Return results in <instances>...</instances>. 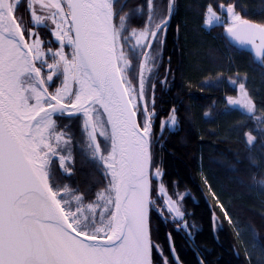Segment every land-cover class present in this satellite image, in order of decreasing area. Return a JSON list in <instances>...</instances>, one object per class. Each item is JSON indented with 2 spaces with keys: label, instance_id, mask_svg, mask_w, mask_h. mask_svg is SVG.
Masks as SVG:
<instances>
[{
  "label": "trees",
  "instance_id": "trees-1",
  "mask_svg": "<svg viewBox=\"0 0 264 264\" xmlns=\"http://www.w3.org/2000/svg\"><path fill=\"white\" fill-rule=\"evenodd\" d=\"M164 5L165 0L117 4L114 12L123 21L118 26L123 44L129 46L130 30L145 28ZM225 6H232L242 20L264 26V0H175L172 20L154 42L153 48L161 39L149 83L156 111L152 168L160 170L170 194H189L185 210L198 230L192 241L187 239L205 264H264V57L257 62L253 55L232 46L224 25L204 26L209 8L221 14ZM17 19L24 26L29 23L26 12L17 13ZM40 32L43 47L49 50L50 34L44 29ZM127 54L134 67L135 51L129 47ZM60 81L61 77L56 85ZM243 94L250 99L252 112L244 110L238 100ZM173 115L176 128L162 130V120ZM73 160L69 173L60 175L62 183L91 199L93 192L89 195L88 191L107 179L103 168L79 159L77 152ZM151 186L152 232L165 243L166 228L155 210V179ZM214 216L220 221L217 233ZM171 233L185 253L184 263L199 264L189 251L188 240L173 229Z\"/></svg>",
  "mask_w": 264,
  "mask_h": 264
},
{
  "label": "rangeland",
  "instance_id": "rangeland-1",
  "mask_svg": "<svg viewBox=\"0 0 264 264\" xmlns=\"http://www.w3.org/2000/svg\"><path fill=\"white\" fill-rule=\"evenodd\" d=\"M10 1L14 15L16 8L22 0ZM44 1L50 5H48L47 8L44 7L45 9L40 8L37 4L35 5L34 0H28V8L31 14L32 23L36 26H47L56 38H63L72 49L71 57L67 55L64 48H60L56 52H53L50 49H45L40 37L33 30H30L29 33L26 34L28 39H26L25 35L24 36L33 55L34 61H36L37 64L41 63L44 66H52L54 74L61 77V81L57 83L52 93H47L50 98L46 100V104L49 105L54 102V100H58L61 103H68L69 101L72 103L75 99L78 88V68L73 51L74 40L70 15L68 13L70 0ZM110 1L114 12V7L117 6V4L120 6L123 0ZM163 9L164 10H162L160 15L145 28L130 30L129 36L131 44H128L129 46L123 44L124 38L120 35L118 27L123 24V21L120 22V20H117L114 12L115 46L118 69L133 108L137 113L139 123L142 129L148 133L151 160L152 137L154 133L156 111L154 110V99L149 90V83L159 57L161 39L157 41L155 48H153V46L150 48V43L156 30H158L167 19L169 12L168 0H165ZM15 19L17 20L16 17ZM242 21L245 20L241 19L239 14L233 10L232 6L223 7L221 9V14H217L212 8H209L205 16L204 26L207 29H210L215 25H224L227 31ZM17 22L21 28V24L18 20ZM123 45H126L127 47H124ZM129 47L132 48L137 55V64L134 67L131 56L129 57L127 54V48ZM49 58H52L53 60L51 61ZM38 73H40V71H38ZM36 82V75L29 73L23 76L22 84L25 89L37 88L43 90ZM27 97L30 103L34 102V96L30 90L27 93ZM238 100L242 103L244 110L247 112L253 111V105L246 94H243ZM89 112L94 121L97 135V147L92 142L85 114L79 115L80 117L69 118V121H63L65 125L59 120L64 115H62V117H56L54 126L50 131L48 145L43 144L37 150V159L41 163V166L38 165V167L40 169L43 168L47 175L49 189L60 200L65 211L70 214L73 224L78 227L79 231L86 232L89 236L106 238L107 236L105 234L111 232L115 228L113 216L115 210L114 184L111 176L108 174V170L104 166L109 158L112 139L105 116L100 112V106L95 104L89 108ZM70 124L71 126H69ZM167 126L170 130L176 128L177 121L174 115L169 119L162 120L160 123L162 130ZM75 152L78 153L79 159L90 161L91 163H89L92 166H94L92 162L99 167L101 166L103 168V175L107 178L103 184L100 181L96 182L97 185L95 190L90 189L88 191L89 195L93 192V197H91V199H88L84 193L77 191L69 184L62 183L60 175H67L69 173V169L74 162L73 155ZM151 179H155L156 185V203L158 206H156L155 210L159 213L160 221L163 222V226H165L167 230L165 231L171 233V230L173 229L177 232V227L178 230L184 233L185 236L192 241L198 227L187 217L186 214L184 200L189 194L187 192L170 194L162 182L159 169H153L151 167ZM151 203L152 206L154 203L152 197ZM213 223L214 232L217 233L220 229V221L217 216L213 217ZM150 225L153 260L156 258L160 264H170L163 244L153 236L151 221Z\"/></svg>",
  "mask_w": 264,
  "mask_h": 264
},
{
  "label": "bare ground",
  "instance_id": "bare-ground-1",
  "mask_svg": "<svg viewBox=\"0 0 264 264\" xmlns=\"http://www.w3.org/2000/svg\"><path fill=\"white\" fill-rule=\"evenodd\" d=\"M85 27L90 47L107 62L109 70L119 73L116 46L114 12L110 0H84ZM5 18L0 12V107L8 122L20 138L28 158L41 166L37 150L48 145L49 135L56 117L69 114L73 110L100 103L107 119L112 139L109 158L104 166L111 176L115 191V228L107 232L104 239H113L115 229L121 219L126 221L123 239L115 244L88 242L89 236L79 231L73 224L70 214L60 200L51 192L47 175L41 168V178L51 192L57 209V217L43 223L47 236L73 262V264H144V247L149 218L150 186V143L147 131H132L133 157L130 171L128 199L120 208L125 170V135L129 128L123 121L118 101L109 82L103 86L94 82L90 72L80 63L78 91L73 105L68 108L64 103L54 100L47 105V92L37 88L25 89L23 76L31 73L26 53L17 40L6 33ZM32 92L34 102L30 103L28 91ZM118 157V159H117ZM118 163V167H117Z\"/></svg>",
  "mask_w": 264,
  "mask_h": 264
},
{
  "label": "water",
  "instance_id": "water-1",
  "mask_svg": "<svg viewBox=\"0 0 264 264\" xmlns=\"http://www.w3.org/2000/svg\"><path fill=\"white\" fill-rule=\"evenodd\" d=\"M174 10L175 0H170L168 17L165 23L156 30L150 48H152L161 29L171 22ZM0 12L4 14L6 33L17 40L21 49L26 53L31 74L37 75L38 69L33 55L13 15L10 0H0ZM70 21L74 37L78 75L81 63L90 72L94 82L100 86H103L107 81L109 82L118 101L123 121L129 128L125 135V170L122 176L123 187L120 205V208L123 209L130 188V171L133 157L132 131L136 130L143 133L144 130L139 123L137 113L133 108L120 72L109 70L107 62L103 61L101 55L89 45L85 27L84 0H70ZM225 35L232 46L253 55L256 57L257 62H260L264 57L263 25L245 20L227 30ZM95 104L100 106V112L105 116L101 104L93 103L84 108L73 110L63 117L72 118L85 114L92 142L97 147L94 121L89 112V108ZM72 105L73 102L65 104L68 108ZM151 164L152 160L150 169ZM39 172H41V169L28 158L20 138L0 107V264H73L69 257L49 239L43 228V223L50 221L52 217H57V209L51 198V192L43 182ZM151 197L152 186L148 206L149 218L145 237L144 264H153L150 225ZM125 231L126 221L121 219L115 229L113 239L93 238L87 240L92 243L115 245L123 239ZM168 239L170 252L174 260L180 264L170 234H168Z\"/></svg>",
  "mask_w": 264,
  "mask_h": 264
},
{
  "label": "flooded vegetation",
  "instance_id": "flooded-vegetation-1",
  "mask_svg": "<svg viewBox=\"0 0 264 264\" xmlns=\"http://www.w3.org/2000/svg\"><path fill=\"white\" fill-rule=\"evenodd\" d=\"M34 1H35V3H34L35 5L37 4V5L40 6V8H43V9H45L44 7L47 8L48 5H49L44 0H34ZM28 6H29L28 0H22L20 2V4L18 5V7L16 8L15 12H14V15H15L16 18H17V13H19L21 15L22 13L26 12L29 15V23L27 21L25 26H24V24H21L19 22L21 24V28L23 30L24 35L26 36V34H28L30 30H33V31H35L37 33V35L40 37L41 41L43 42L40 30L44 29L45 31H47L50 34V37H49V40H48L49 45H50L49 49L52 50L53 52H56L60 48H64V50L67 53V55H69L71 57L72 49L64 41L63 38H58V37L56 38L51 33L50 29L47 26H36L34 23H32V18H31V14H30ZM68 13L70 15V6H69ZM27 28H29L30 30H28ZM71 28H72V26H71ZM72 35H73V32H72ZM26 39H28L27 36H26ZM73 40H74V37H73ZM73 51H74V55H75V46L73 47ZM49 59L51 61L53 60L52 58H49ZM35 64H36V67H37L38 71H40V73H37V75H36V77H37V82H36L37 85L40 86L45 91H47V93L51 94L53 89H55V87H56L55 85H56L57 79L60 78V76H57V75L54 74V69H53L52 66H44L41 63L37 64L36 61H35ZM49 69H51V70H49ZM70 103H71V101H69L68 103L66 102L65 104H70ZM161 230H163V228H161ZM176 230L180 234L181 238H183V239L185 238L186 240H188L187 237L183 233H181L180 230L177 229V227H176ZM168 234H170L171 237H172L173 244H174V247L176 249L180 264H185L184 261H183V255L185 253L184 252L182 253V250L177 246L175 236L172 233H168V232L165 231L164 235H165V239H166L165 241L166 242L165 243L161 242V243L163 244L166 256L169 259V263L170 264H179V263H177L174 260L172 254L170 252L169 242H168L169 241ZM187 245L189 246V249H190L189 251H191L197 257V260H198L199 264H205L203 258L201 257V254L193 247V245L189 242V240L187 241ZM186 253H188V252H186ZM153 264H160V262L155 258L153 260Z\"/></svg>",
  "mask_w": 264,
  "mask_h": 264
}]
</instances>
